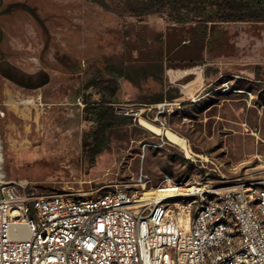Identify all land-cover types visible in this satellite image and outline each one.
I'll use <instances>...</instances> for the list:
<instances>
[{"label": "rangeland", "instance_id": "obj_1", "mask_svg": "<svg viewBox=\"0 0 264 264\" xmlns=\"http://www.w3.org/2000/svg\"><path fill=\"white\" fill-rule=\"evenodd\" d=\"M137 2L0 0V173L6 179L34 182L35 195H48L104 191L140 176L152 191L167 177L196 182L216 168L232 177L264 175V22L209 24L215 40L204 51L193 38V21L176 24L169 7L135 16L129 6ZM203 59L222 66L237 59L241 66L223 69L201 92L213 89L205 100L216 105L204 110L206 104L169 98L175 88L167 86L165 70ZM108 60L137 88L118 95L114 113L129 119L109 126L98 146L90 136L96 125L83 110L85 102L96 103V91L113 92L102 73ZM163 103L169 104L157 113ZM157 120L168 130L162 139ZM173 134L189 143L192 158ZM172 210L185 216L181 204Z\"/></svg>", "mask_w": 264, "mask_h": 264}, {"label": "built area", "instance_id": "obj_2", "mask_svg": "<svg viewBox=\"0 0 264 264\" xmlns=\"http://www.w3.org/2000/svg\"><path fill=\"white\" fill-rule=\"evenodd\" d=\"M157 127L162 139L168 130ZM211 171L196 182L167 177L149 191L167 192L158 199H143L141 176L104 191L35 195L34 182L0 173V264H264V175Z\"/></svg>", "mask_w": 264, "mask_h": 264}, {"label": "trees", "instance_id": "obj_3", "mask_svg": "<svg viewBox=\"0 0 264 264\" xmlns=\"http://www.w3.org/2000/svg\"><path fill=\"white\" fill-rule=\"evenodd\" d=\"M136 6H129L135 16L157 13L166 7L176 24L184 25L194 22L193 38L206 41L207 45L214 42L209 30V24L226 22H264V0H137ZM102 6V3L96 1ZM112 100L102 96L92 106L85 102V119L95 129L90 132L98 146L102 145L105 130L115 123L129 119L114 113Z\"/></svg>", "mask_w": 264, "mask_h": 264}, {"label": "crops", "instance_id": "obj_4", "mask_svg": "<svg viewBox=\"0 0 264 264\" xmlns=\"http://www.w3.org/2000/svg\"><path fill=\"white\" fill-rule=\"evenodd\" d=\"M201 43L203 44L204 51H206L207 48L210 49L212 47L211 45L214 44L212 43L209 47H207L206 41ZM222 63L223 61L218 59L210 60L208 62L206 59H203L202 63L193 66L169 67L165 70L164 76L166 78V82L168 83L167 86L175 88V94L169 98L180 99L184 103L183 105L193 106L195 104H206L204 110L212 108L216 104L207 103L208 100L205 99L210 97L214 90L210 89L200 95L201 92L205 91L207 86L209 87L216 84L222 76L223 69L227 68L230 71L233 70V72L240 71L241 69V66H237V59L234 60L231 66H222ZM112 64H116L118 66H111L110 60H108L107 65L102 70V73L105 77H107V79L112 80L113 92L109 93V91H96L93 95L98 96V99L102 96L106 100H112L113 103H111V105L113 106V104L120 102L118 100V95L124 97L127 93L130 94L136 92L137 85L132 83V81L126 77L127 75L120 71L121 66L119 63L113 62ZM244 67L246 74L250 75L252 72L251 66L247 65ZM74 99L78 100V96H75ZM163 99H165V97H162L161 95L157 99H154L153 102H159Z\"/></svg>", "mask_w": 264, "mask_h": 264}, {"label": "bare ground", "instance_id": "obj_5", "mask_svg": "<svg viewBox=\"0 0 264 264\" xmlns=\"http://www.w3.org/2000/svg\"><path fill=\"white\" fill-rule=\"evenodd\" d=\"M165 132L166 131H163V134L165 135ZM160 133H161V131H160ZM166 136V135H165ZM171 141V140H170ZM173 142V141H172ZM184 148V147H183ZM2 159V158H1ZM157 191L158 192H161V193H159V194H157V193H155V194H153V192L152 193H150L149 191H145V193L143 194V199H149V198H152V199H158V198H160V197H163V196H166L167 195V192H165V190H163V189H157Z\"/></svg>", "mask_w": 264, "mask_h": 264}]
</instances>
